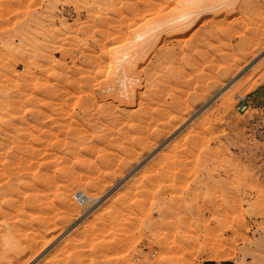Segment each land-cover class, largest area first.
<instances>
[{
  "label": "rangeland",
  "instance_id": "374dc122",
  "mask_svg": "<svg viewBox=\"0 0 264 264\" xmlns=\"http://www.w3.org/2000/svg\"><path fill=\"white\" fill-rule=\"evenodd\" d=\"M0 264H264V0H0Z\"/></svg>",
  "mask_w": 264,
  "mask_h": 264
},
{
  "label": "built area",
  "instance_id": "2783aa9c",
  "mask_svg": "<svg viewBox=\"0 0 264 264\" xmlns=\"http://www.w3.org/2000/svg\"><path fill=\"white\" fill-rule=\"evenodd\" d=\"M250 106L251 105H250V103L248 102V100L246 99L245 96L239 98V100H238V109L239 110L246 111V110H248L250 108ZM74 196L79 202L83 203V195H82V193H79V192L76 193L75 192Z\"/></svg>",
  "mask_w": 264,
  "mask_h": 264
},
{
  "label": "bare ground",
  "instance_id": "6f19581e",
  "mask_svg": "<svg viewBox=\"0 0 264 264\" xmlns=\"http://www.w3.org/2000/svg\"><path fill=\"white\" fill-rule=\"evenodd\" d=\"M79 3H80V2H79ZM48 32H49V31H48ZM48 32H47V33H48ZM46 38H47V37H46ZM19 49H20V48H19ZM28 50H29V49H28ZM66 85H67V84H66ZM227 87H228V85H227ZM228 98H229V97H228ZM78 192H79V193H82V195H83V203H85L86 201H88L87 196H86L82 191H81V192L78 191ZM86 214H88V212H86L85 215H86ZM214 254H215V253H214ZM217 255H218V254H217ZM217 257H218V256H217Z\"/></svg>",
  "mask_w": 264,
  "mask_h": 264
}]
</instances>
